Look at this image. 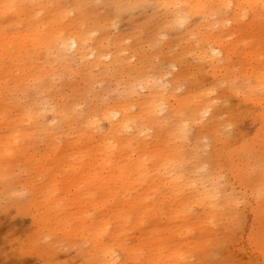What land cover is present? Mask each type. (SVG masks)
Here are the masks:
<instances>
[{
    "label": "rangeland",
    "instance_id": "rangeland-1",
    "mask_svg": "<svg viewBox=\"0 0 264 264\" xmlns=\"http://www.w3.org/2000/svg\"><path fill=\"white\" fill-rule=\"evenodd\" d=\"M72 1L64 0L69 6ZM78 8L84 14L90 42L95 38L105 42V61L88 69L70 48L65 60L52 59L50 78L43 90L28 86L17 96L15 102L21 105L34 101L33 108L46 107L32 129L19 125L12 153L0 157V264H99L93 249L95 230L85 225L107 217L113 206L122 207L120 201L94 205L103 193L92 178L87 185L81 181L80 172L70 178L73 171L70 173L64 165V154L70 151L66 148L71 139L63 132L65 126H56V109L49 106L64 105L71 114L85 115L124 99L130 67L134 66L158 90L177 86L174 92L183 96L180 117L169 112L176 105L172 97L163 100L164 108L156 115L164 124L176 120L185 133L170 139L161 129L163 146L176 148L182 156L171 166L170 173L177 176L179 187L175 198L190 199L192 214H200L202 209L192 195L205 187L214 192L213 199L218 204L209 220L199 223L194 216L188 227L182 226L180 220L169 222L172 234L158 231L164 242L168 238L174 248L182 251L175 264H264V111L260 99L264 87L257 86L250 74L254 67L264 73V41L248 48L242 44L233 46L227 57L212 61L202 51L205 47L186 28L197 19L190 18L182 26L164 23L168 16L153 0L119 11L106 0H84ZM76 13L70 11L69 17ZM215 27L214 32L218 29ZM240 32L246 29L241 27ZM254 32L264 37L263 27L254 28ZM114 48H121L128 57L124 73L108 53ZM249 50L253 51L251 55L246 53ZM85 60L92 61V54ZM41 62L42 58L38 60ZM106 67L117 69L108 73ZM174 79H178L176 83ZM143 89L139 88L138 93ZM44 96L51 105L40 104ZM202 98L209 104L206 112L201 109ZM99 128H106L102 118ZM49 142H55V148ZM45 151L49 156H41ZM89 190L93 198L75 200ZM114 191L122 200L125 198L118 188ZM154 196L162 199L158 192ZM167 210L165 201L164 211ZM84 211L88 214L86 224L81 218ZM158 224L159 228L164 226V219H159ZM128 231L123 236L125 243L136 244L138 233ZM104 241L109 242L107 236ZM127 264H132L131 260Z\"/></svg>",
    "mask_w": 264,
    "mask_h": 264
},
{
    "label": "bare ground",
    "instance_id": "bare-ground-1",
    "mask_svg": "<svg viewBox=\"0 0 264 264\" xmlns=\"http://www.w3.org/2000/svg\"><path fill=\"white\" fill-rule=\"evenodd\" d=\"M81 1L84 0H73L72 6H69L64 0H0L1 158L7 153H12V144L19 136V125H29L32 129V125L36 124L39 116L43 114L45 105L33 108L34 101L27 105L15 101L28 86L43 90L46 80L50 78L52 59L61 57L65 60L68 50L73 48L76 56L87 63L88 69L93 64L105 61V42L102 38H95L90 42L88 30L84 26V14L78 8ZM142 1L146 0H106V4H113L115 10L119 11L139 6ZM153 1L167 14L164 23L182 26L187 24L190 18L197 19L195 24L186 28H189L196 41L205 47L202 51L209 55L212 61L227 57L233 51V46L242 44L248 48L254 42L258 44L264 41V37L260 38L254 32L257 27L264 29V0ZM73 10H76V15L69 17L70 11ZM94 25L100 28L99 24ZM215 25L218 27L216 32L213 31ZM241 27L246 29L245 33L240 32ZM226 30L231 31L226 33ZM108 53L112 61L118 63V70L124 73L128 57L124 56L122 49L114 48ZM246 53L251 55L253 51ZM90 54L93 60L88 62L85 59ZM40 58L41 64L38 63ZM254 68L250 74L257 86L264 87V73ZM106 69L109 73L117 68ZM130 71L124 99H118L85 115H76L74 112L71 114L64 105L49 107L56 109L53 115L58 121L56 126H65L63 132L71 139L66 148L70 151L64 154V165L70 173L73 171L70 178L80 172L81 181L85 185L88 179L92 178L96 188L103 193L100 200L93 202L94 205H113L115 201H120L122 207L120 209L113 206L107 217L102 216L98 221L91 220L85 225L95 230L93 249L99 264H127L128 260H131L132 264H175L182 257V251L174 248L168 238L165 239L167 242H164L158 231H170L169 222L177 220L183 222L182 226L188 227L189 220L194 216L196 217L193 220L199 223L209 220L215 214L218 204L215 198L213 199L214 192L205 187L195 190L192 195L196 198L195 203L202 209L200 214H192L189 205L193 202H189L190 199L179 201L175 198L178 196L175 190H179L176 184L177 176L170 172L171 166L177 164L182 156L176 148L163 146L161 129L170 139L184 136L185 133L182 124L176 123V120H173L172 124H164L156 115L164 108L163 100L172 97L176 105L171 106L169 112L174 117H180L184 108L183 96L174 92L177 86L158 90L157 85L144 73L139 72L136 66L130 67ZM177 80L174 79L173 82L176 83ZM139 88H144L145 91L138 93ZM165 93L168 95L165 96ZM47 98L44 96L40 104L44 102L51 105L48 104ZM260 99L264 111V96ZM200 102L202 111L206 112L209 104L203 98ZM101 118L106 121L104 130L99 128ZM154 123L160 129L157 130ZM70 133L75 135L71 136ZM82 138H86V141L82 142ZM49 139H53V136ZM49 143L54 146L55 142ZM81 148H84V154H81ZM42 155L49 156L46 151ZM117 188L123 192V200L117 195L119 192L114 191ZM156 192L160 193L161 200L154 196ZM167 193L168 197L173 198H167ZM93 196L95 195L91 190L84 191L75 200L82 202L85 199L90 200ZM165 201L167 211H164ZM87 215L84 211L81 217L84 224L88 222ZM159 219L165 221L161 228ZM128 230L138 233L136 244L125 243L123 236L129 233ZM172 231L169 234H172ZM105 236L109 242L104 241Z\"/></svg>",
    "mask_w": 264,
    "mask_h": 264
}]
</instances>
